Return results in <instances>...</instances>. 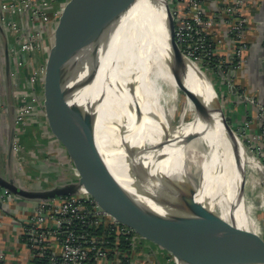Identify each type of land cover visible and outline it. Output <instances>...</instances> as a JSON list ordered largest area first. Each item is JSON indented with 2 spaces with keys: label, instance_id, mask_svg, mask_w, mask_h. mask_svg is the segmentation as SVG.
<instances>
[{
  "label": "bare ground",
  "instance_id": "bare-ground-1",
  "mask_svg": "<svg viewBox=\"0 0 264 264\" xmlns=\"http://www.w3.org/2000/svg\"><path fill=\"white\" fill-rule=\"evenodd\" d=\"M169 40L164 0H126L104 24L97 45L93 84V94H101L103 98L96 109L100 153L102 155L104 132L115 147L119 142L120 146L130 142L133 146L147 148L150 153L142 157L146 166L151 154L158 156L159 161L153 165L170 178L183 182L186 192L194 194L196 203L217 213L226 222L233 254L239 264H262L263 251L255 223H247L245 212L241 210L242 205L244 211L249 207L246 198L228 181L221 155L223 150L224 154L235 155L227 158L235 164L238 189L241 183L239 158L248 168L254 167L255 162L237 146L238 142L223 123L216 95L202 73L189 63L184 79L174 68L168 54ZM181 88L186 92L185 108L181 122L173 126L170 125L172 106ZM160 93L171 107L169 120L160 102ZM211 134L215 140L214 159L203 147L204 142L213 143ZM115 151L113 168H108L114 179L139 204L155 206L151 200L154 183L137 176L132 170L133 163L122 149ZM220 159L221 167L216 164ZM190 169L200 171L197 186L190 179ZM190 218L197 227L205 224L202 217L193 214Z\"/></svg>",
  "mask_w": 264,
  "mask_h": 264
},
{
  "label": "water",
  "instance_id": "water-1",
  "mask_svg": "<svg viewBox=\"0 0 264 264\" xmlns=\"http://www.w3.org/2000/svg\"><path fill=\"white\" fill-rule=\"evenodd\" d=\"M125 1L69 0L62 10L54 32L55 44L45 70L43 112L66 147L72 166L77 171V177L49 188H23L16 184L10 163L16 128L14 116L8 136V174L3 176L0 173V188L26 202H47L89 194L118 222L161 247L177 264H239L233 254L229 226L226 222L217 213L196 203L194 194L186 192L183 182L164 174L151 173L153 164L159 161L158 156L151 154L149 166H146L142 157H146L150 152L145 147H136L130 142L120 146L119 142L117 147L113 144L106 148L122 149L133 163L132 170L151 178L154 183L151 200L155 204L151 207L139 204L121 188L100 153L96 135V109L103 98L101 94H93L97 45L104 24ZM164 9L170 31V61L180 76L186 79L189 62L175 42L173 19L166 0ZM9 59L8 46L5 45L4 62L7 76L10 70ZM262 65L264 68V60ZM210 86L214 91L211 84ZM205 97L206 95L203 99ZM201 102L203 103V100ZM218 111L223 123L238 142L219 105ZM120 137L118 132L119 141ZM237 146L242 149L240 142ZM193 214L205 219V224L195 226L190 218ZM257 238L263 251L264 264V243Z\"/></svg>",
  "mask_w": 264,
  "mask_h": 264
},
{
  "label": "built area",
  "instance_id": "built-area-1",
  "mask_svg": "<svg viewBox=\"0 0 264 264\" xmlns=\"http://www.w3.org/2000/svg\"><path fill=\"white\" fill-rule=\"evenodd\" d=\"M52 0H19L4 4L0 8V23L12 34H19V15L25 13L30 21L50 24L59 19L62 9L53 11ZM246 0H166L174 25V39L184 58L197 68L212 85L201 67L219 76L226 89L234 90L236 76L244 70L249 45L245 41V30L249 25L241 13ZM208 4L211 6L210 10ZM209 11V13H208ZM216 24L225 28V39H217ZM36 37H39L38 34ZM231 44L229 57H221L217 44ZM38 48L31 40L18 43L9 53L24 56L36 53ZM44 75L43 68L30 73L28 81L35 85ZM213 87V86H212ZM239 95L252 103L257 110L259 132L254 137L244 134L250 121L243 124L240 141L246 144L247 155L254 167H246L256 173L254 193L255 209L264 210V104ZM15 108L16 125L26 128L36 111V100L20 94ZM43 112V106H41ZM44 113V112H43ZM257 143V145H254ZM244 149V148H243ZM245 150V149H244ZM259 177L261 179H259ZM17 199L0 188V229L9 230L14 239L29 255L30 264H144V251L158 246L140 236L132 228L118 222L102 209L89 195L64 197L47 202H26L27 207L17 213L8 205ZM9 242L0 240V261L4 260ZM151 244V245H150ZM168 262L177 264L169 254Z\"/></svg>",
  "mask_w": 264,
  "mask_h": 264
},
{
  "label": "crops",
  "instance_id": "crops-1",
  "mask_svg": "<svg viewBox=\"0 0 264 264\" xmlns=\"http://www.w3.org/2000/svg\"><path fill=\"white\" fill-rule=\"evenodd\" d=\"M18 1L19 0H0V8L4 4L16 3ZM68 1L69 0H52L51 8L53 11L62 9ZM208 7V10H210L211 6L209 4ZM241 13L249 21V25L247 26L244 35L249 48L246 53L247 61L244 70H242V72H240L234 79V85L237 86V90L239 89V91H237V93H235L234 90L228 91L220 82V79L219 84L220 86H223L226 91L223 92L225 96L224 98H226L230 104L232 103V110L228 109V116L232 120L231 124L229 123L230 127L241 136V134H243V124L246 121H250V127L244 134L251 138L259 132L257 110L252 103L245 101V99L239 95V92H243L245 97L251 98L258 104H264V68L262 65V60H264V0H246L245 5L241 8ZM16 21L20 27L18 35L12 34L3 24L0 23L2 29V31H0V173L3 176H7L8 174V136L11 120L15 116V108L18 105V102L20 103L17 96L20 94L32 96L37 103L36 111L26 128L18 125L15 126L14 144L10 163L12 175L16 184L23 188H40L39 186L34 185L30 174L26 171V165L29 164V160L38 156H41L42 158L44 154L46 155L45 152L37 149L38 143H40L41 146H43L42 144H47L48 146L50 139L51 144L55 143L56 145H60L58 146L60 148H57L58 153L62 152L64 155H68V153L66 147L54 131V126L50 124L49 119L41 111V106H43L45 100V77H40V85L38 82L35 85H31L28 81V77L31 73L29 58L41 54L42 62H44L42 65L46 68L53 44H55L54 32L58 25V20L52 21L50 24H42L37 20L33 22L30 21L27 15L23 13L19 15V18H17ZM215 30L217 32L215 41L221 38L225 39V28L223 26H218V24H216ZM37 34L39 37H36ZM26 40H31L36 44L38 51H36V53L19 57L13 56L9 53L10 70L9 76H7L5 73L4 46L7 45L8 50L10 51L12 48H16L18 43ZM230 48L231 44L227 41L224 42L222 46L221 44H217L216 46L218 54L223 58L229 57L231 52ZM39 68L40 67L37 69ZM106 142V139H103L102 147L107 145ZM254 145H257V143H254ZM36 159H34V163H36ZM103 159L108 168L112 169L114 163L106 159L104 156ZM70 167L71 170H73L72 164ZM136 173L137 176L140 177L144 175L137 171ZM27 205L28 204L22 200H16L8 205V209L13 208L17 213H20L21 209L27 207ZM1 208H4V206L2 207L1 205ZM256 212L264 215V210L256 209ZM5 239L9 244L6 246L7 252L3 254L4 260L0 261V264H30L27 251L22 248V245L18 243L16 239H14L9 227L7 230L0 229V240L3 241ZM261 240L264 243V239L261 238ZM168 255L169 253L161 247H157L144 254L143 263L173 264L166 260Z\"/></svg>",
  "mask_w": 264,
  "mask_h": 264
},
{
  "label": "rangeland",
  "instance_id": "rangeland-1",
  "mask_svg": "<svg viewBox=\"0 0 264 264\" xmlns=\"http://www.w3.org/2000/svg\"><path fill=\"white\" fill-rule=\"evenodd\" d=\"M53 47H54V44H53ZM31 58H32V60H31ZM29 59H30L29 63L31 64L30 65V70H31L30 72L31 73L36 71V69L38 67H40V68L44 67L42 65L44 62H42L41 54H37L35 56H32ZM48 62H49V60H48ZM201 69H202V71L205 72V74L207 75V77L211 81L212 86H213L214 91H215L216 96H217L218 105L222 110V114L224 115L226 122H228V125H230L232 120L228 116L229 115L228 109L232 110L233 107L231 106L232 103L230 104L229 101H227L226 98H224L225 96H224L223 92H226L224 87L220 86L219 78L216 75L211 74V72L209 70H206L205 67H201ZM43 70H44V75H45L46 68L44 67ZM196 72L199 75V73H198L199 71H196ZM44 75H42V76L45 77ZM39 81H40V78L38 80V84L40 85ZM185 97H186V93L182 89H178L177 90V98L174 101V104L172 106V107H174V111H173V114L171 115V118H170V125H173V126L178 125L181 122V112H182V109L185 108ZM212 97L214 98V95H212ZM214 101H215V99H214ZM160 102L162 104L166 118H168V120H169L171 107L169 105L167 98L162 93H160ZM226 112H227V114H226ZM233 132L237 136V138L239 140L238 142H240V144L242 145V149L244 148L245 151L247 152L248 149L246 148V144L240 141L239 135L234 130H233ZM104 133H103L102 137H103V139H106V141H108V142H106L107 145L105 147H102V156H104L106 159H108L112 163H114L115 155H116L115 149H113V150H107L106 149L107 146L113 145L114 142L112 141V139L110 138L109 135L104 134ZM211 136L213 139V143L212 144L210 143V145H209V142H204L203 147L207 151V153L210 155V157L212 159H214V156H213V155H215L214 134H211ZM42 145L43 146H41L40 143H38L37 149L41 150L42 152H45L46 155L44 154V156L42 158H41V156L34 157L31 160H29L28 161L29 164L26 165L27 166L26 171H28V174H30L34 185L39 186L40 188H49V187H52V186L57 185V184H61V183H65V182L70 181V180H74L77 177L76 170L74 168H73V170H71L70 165L72 164V162L70 164V160H69L70 158L67 154L64 155V154H62V152L58 153L57 148H60V147H58L60 145H56L55 143L51 144L50 139H49L48 146H47V144H42ZM208 146L210 147V149H208L209 148ZM114 147H115V145H114ZM228 155L235 156L234 154H231V153L224 154V150H223L221 158L224 159V165L222 167H223V170L225 172V175L231 184L233 182L232 187L235 189V191L239 192L241 195L245 196V198H246V204L249 207L244 211V207H243L244 205L241 206L242 212H245L244 213V216H246L245 221L247 223H251L254 221L256 235L259 237V239H261V238L264 239V215L260 214L259 212H256V209L254 207V204L256 202L254 199L253 190L251 188L252 184L256 185V180H255L256 173L250 172L248 169H246V167H247L246 162L239 158V165H240V172H241V183H240V187L238 189L237 180L235 177V175L237 174V173H235L236 167H235V164H232L228 160V158H227ZM230 158H233V157H230ZM34 159H36V163H34L35 162ZM216 164L221 167L222 159H220L218 161V163H216ZM199 172H200L199 170H196V171H193L191 169L189 170L190 179L195 186L198 185ZM243 172H244V174H243ZM151 173L152 174L153 173L164 174L166 176H169V174L165 173L162 169L158 168L155 165L152 166ZM242 176H243V180H244V186H242ZM142 177L147 179V180L151 179L145 175H143ZM259 179H261V178L259 177ZM146 252L144 251L143 253L146 254Z\"/></svg>",
  "mask_w": 264,
  "mask_h": 264
},
{
  "label": "trees",
  "instance_id": "trees-1",
  "mask_svg": "<svg viewBox=\"0 0 264 264\" xmlns=\"http://www.w3.org/2000/svg\"><path fill=\"white\" fill-rule=\"evenodd\" d=\"M228 123V122H227Z\"/></svg>",
  "mask_w": 264,
  "mask_h": 264
}]
</instances>
